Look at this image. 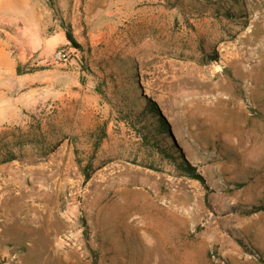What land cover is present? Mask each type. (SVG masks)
<instances>
[{"label": "rangeland", "instance_id": "1", "mask_svg": "<svg viewBox=\"0 0 264 264\" xmlns=\"http://www.w3.org/2000/svg\"><path fill=\"white\" fill-rule=\"evenodd\" d=\"M34 3L78 84L0 121V264H264V0Z\"/></svg>", "mask_w": 264, "mask_h": 264}, {"label": "crops", "instance_id": "2", "mask_svg": "<svg viewBox=\"0 0 264 264\" xmlns=\"http://www.w3.org/2000/svg\"><path fill=\"white\" fill-rule=\"evenodd\" d=\"M48 11L47 6H38L34 0H0V121L3 124H15L11 120L13 115L33 114L34 108H40L48 100L49 93L64 98L69 74H72V83L68 89L74 90L78 84L75 81L78 65L71 68L70 60L58 64L49 62L51 53L66 42L64 31L45 35L47 24L37 22ZM19 18L34 19V22L30 20L26 25L19 23ZM23 123L31 125L29 121Z\"/></svg>", "mask_w": 264, "mask_h": 264}, {"label": "trees", "instance_id": "3", "mask_svg": "<svg viewBox=\"0 0 264 264\" xmlns=\"http://www.w3.org/2000/svg\"><path fill=\"white\" fill-rule=\"evenodd\" d=\"M65 38L68 41V43L74 48V49H78L79 45L78 43L75 41V39L73 38L71 32L66 29L65 31ZM18 72H20L19 67L17 68ZM149 105H150V110L151 112H153V114L157 117V119L160 122V126L163 130H166V132L168 131V127L163 119V117L160 114V111L158 109V107L156 106V104L153 101H149ZM167 134V133H166ZM169 134V133H168ZM179 155V165L181 166V168H183V170L185 171V176L190 177V178H200L196 173H195V169L194 167L190 166L187 161H185L183 155L178 154ZM88 177V174H86V178Z\"/></svg>", "mask_w": 264, "mask_h": 264}, {"label": "built area", "instance_id": "4", "mask_svg": "<svg viewBox=\"0 0 264 264\" xmlns=\"http://www.w3.org/2000/svg\"><path fill=\"white\" fill-rule=\"evenodd\" d=\"M68 60V54L61 49H56L49 57V62L52 64L65 63Z\"/></svg>", "mask_w": 264, "mask_h": 264}]
</instances>
